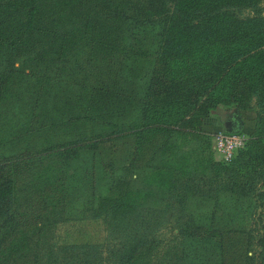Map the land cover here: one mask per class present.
<instances>
[{
	"label": "trees",
	"instance_id": "obj_1",
	"mask_svg": "<svg viewBox=\"0 0 264 264\" xmlns=\"http://www.w3.org/2000/svg\"><path fill=\"white\" fill-rule=\"evenodd\" d=\"M257 2L0 0V264H188L190 246L213 239L216 264H264L259 216L256 249L231 242L251 244L243 215L262 214L264 201V15L236 12ZM252 101L245 144L230 162L214 159L202 119ZM105 142L113 200L98 207L117 236L59 245L65 166ZM166 150L165 203L134 201L130 183ZM210 188L207 209L167 215V202L184 210Z\"/></svg>",
	"mask_w": 264,
	"mask_h": 264
},
{
	"label": "rangeland",
	"instance_id": "obj_2",
	"mask_svg": "<svg viewBox=\"0 0 264 264\" xmlns=\"http://www.w3.org/2000/svg\"><path fill=\"white\" fill-rule=\"evenodd\" d=\"M236 12L240 16L253 15L257 12L264 15V0H258L254 7H243L241 9H237ZM234 108L237 107L233 104H218L210 110L206 117L202 119L200 124L201 130L213 136L215 131L224 128L225 119L232 113ZM257 109L258 107L254 104V101L251 102V106L240 109L243 118L241 128L246 129L249 127L250 123H254L255 126ZM254 126L250 132L254 130ZM110 144L111 142L103 143L101 145L102 147L97 149L95 152L92 150H84L78 157L70 159L67 162L65 169L68 184L70 186L68 206L63 215H61L63 220L57 222L52 229V239L59 245L67 243H106L112 242L114 236H117V231L110 223L109 216L106 215L109 209L104 210L98 207L99 202H102L104 205L109 203L110 200H113V197L110 198V194L113 193V188L108 190V182L110 181L111 174L106 168H104L103 165H101V158L105 157V147ZM191 146L196 147V143L191 141L188 145H185L184 148L187 149L189 147V150H191L193 148ZM208 150L214 159L226 162L222 160L216 152L213 137L210 139ZM189 153H185L187 155L186 158L190 163H195L197 156ZM178 163L183 162L178 161L177 164ZM187 166L193 167L191 164L182 167L187 169ZM167 170L166 150L162 159L161 157H158L155 161L153 169L140 170L141 174L137 175V177L135 176V179H133L132 183H130V191L129 189L126 190L137 196V198H133L134 201L165 203V201L162 200L163 198H161V195L163 193L167 194ZM206 187L207 186H203L202 188L205 189ZM122 188L123 187H120L119 190ZM216 191L217 188H210L209 192L205 193V196L203 197L199 196L196 199H186V202L183 203L187 205V208H183L184 210H182L179 206L169 207L167 202V215L172 212L171 218L174 219L179 215V213H183L184 211H188L190 209L195 210L196 212L202 211V209H207L210 205L211 196ZM103 196H106V198H103ZM105 206L107 208V205ZM257 209L259 210V208ZM261 209L262 214L257 212L255 213L253 205V207L248 210L249 212L247 211L248 213L243 215V221L246 222L245 226L247 228H251V233L253 234L251 244L246 245L235 243L236 239L231 238V242L234 244L233 248H239V253L243 252L244 248H252V250H254L258 247L256 244V238L258 235L256 236L257 229L254 222L258 221V216L261 221L264 222V201L261 203ZM222 211L218 210L216 216L225 217L227 212L222 213ZM109 213L111 212L109 211ZM170 236L171 233L167 228V239H169ZM199 242L193 244L194 246L198 245V247L194 248V246H190L193 250L188 256V264H216L219 257L218 242L214 239L207 240L204 242L208 244L204 246L202 245V241ZM169 244H172V242ZM200 252L202 253L199 254ZM205 257H208L209 261H206Z\"/></svg>",
	"mask_w": 264,
	"mask_h": 264
},
{
	"label": "built area",
	"instance_id": "obj_3",
	"mask_svg": "<svg viewBox=\"0 0 264 264\" xmlns=\"http://www.w3.org/2000/svg\"><path fill=\"white\" fill-rule=\"evenodd\" d=\"M247 137L248 133L245 131L229 132L220 129L213 133L214 148L222 160L229 161L235 152L245 144Z\"/></svg>",
	"mask_w": 264,
	"mask_h": 264
},
{
	"label": "water",
	"instance_id": "obj_4",
	"mask_svg": "<svg viewBox=\"0 0 264 264\" xmlns=\"http://www.w3.org/2000/svg\"><path fill=\"white\" fill-rule=\"evenodd\" d=\"M230 116L231 117L227 118L224 122V130L229 132L239 130L243 123L240 110L238 108H234Z\"/></svg>",
	"mask_w": 264,
	"mask_h": 264
},
{
	"label": "crops",
	"instance_id": "obj_5",
	"mask_svg": "<svg viewBox=\"0 0 264 264\" xmlns=\"http://www.w3.org/2000/svg\"><path fill=\"white\" fill-rule=\"evenodd\" d=\"M242 126V125H241ZM253 126H254V123H250L249 124V127H247L246 129L245 128H240L239 130H241V131H245V132H247V133H250V130H252L253 129ZM224 129V128H223Z\"/></svg>",
	"mask_w": 264,
	"mask_h": 264
},
{
	"label": "flooded vegetation",
	"instance_id": "obj_6",
	"mask_svg": "<svg viewBox=\"0 0 264 264\" xmlns=\"http://www.w3.org/2000/svg\"><path fill=\"white\" fill-rule=\"evenodd\" d=\"M229 117H231V116L229 115L227 118H229ZM227 118H226V119H227ZM226 119H225V120H226Z\"/></svg>",
	"mask_w": 264,
	"mask_h": 264
}]
</instances>
